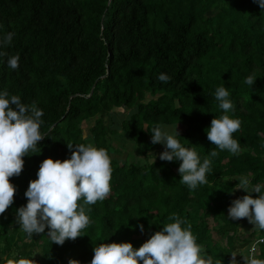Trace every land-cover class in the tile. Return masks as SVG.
Returning a JSON list of instances; mask_svg holds the SVG:
<instances>
[{
    "label": "trees",
    "instance_id": "obj_1",
    "mask_svg": "<svg viewBox=\"0 0 264 264\" xmlns=\"http://www.w3.org/2000/svg\"><path fill=\"white\" fill-rule=\"evenodd\" d=\"M8 33L14 35L4 45ZM0 53V93L35 102L43 111L44 135L36 151L23 157L21 174L10 177L16 192L0 215V253L34 259L39 236L37 264H90L100 243L139 248L176 214L191 225L213 264H230L231 253L264 233L253 229L254 238L239 245L241 219L228 218L239 177L248 176L264 192V11L254 0H0ZM17 54L13 70L7 60ZM161 73L171 78L168 83L158 79ZM249 75L257 78L252 88L244 83ZM219 86L234 105L227 114L241 121L233 133L240 153L216 149L208 182L190 190L180 182V161H161L155 151L164 146L151 144V133L143 129L183 125L177 126L178 139L202 162L215 148L205 130L225 114L214 97ZM117 117L119 130L112 127ZM91 118L95 123L85 137L83 122ZM113 135L123 138L121 145H113ZM67 143L108 152L110 195L85 206L91 224L84 236L61 246L45 229L25 241L28 235L15 222L27 204L24 193L44 159L71 157L74 148ZM126 148L141 158H120ZM256 258L264 260V243Z\"/></svg>",
    "mask_w": 264,
    "mask_h": 264
},
{
    "label": "clouds",
    "instance_id": "obj_2",
    "mask_svg": "<svg viewBox=\"0 0 264 264\" xmlns=\"http://www.w3.org/2000/svg\"><path fill=\"white\" fill-rule=\"evenodd\" d=\"M254 2L264 11V0ZM13 35L8 33L2 43L10 44ZM19 58L18 54L10 56L8 66L17 69ZM158 79L168 83L171 78L161 73ZM256 79L254 75H249L244 83L252 88ZM229 96L224 86L216 88L215 100L225 114L219 118L214 117L210 127L205 130L207 139L215 148L210 150L202 162L194 148L185 147L178 139V124L171 129L161 124L143 129L151 133V144L164 146V151L159 154L161 161H180V182L190 190L208 182L207 174L212 171L211 157L218 155L216 149L227 150L233 155L240 153V144L233 138V133L240 129L241 121L227 114L234 107ZM42 116L43 111L35 102L26 105L17 95L9 97L7 91L0 93V215L14 203L16 188L10 182V177L21 174L23 157L29 152L34 153L38 142L44 138L40 132ZM67 147L70 150L74 148L69 159L46 158L42 161L37 178L29 182L24 193L27 204L17 210L15 221L29 237L43 234L48 229L49 239L61 246L66 240L74 241L84 236L82 231L91 224L85 206L94 205L110 195L113 171L111 158L105 149L91 143H67ZM149 156L155 163L156 157L152 154ZM238 181L235 191L242 189L247 194L232 201L228 208V218H246L254 225L253 229L264 231V192L261 191V185H253L248 176H241ZM253 193L258 196L253 198ZM168 220L172 222L163 224L162 230L152 234L139 248H134L130 242L100 243L93 249L90 264H213L212 257L205 255L202 246L196 242L187 221L176 214L170 215ZM185 224L187 227H182ZM139 227L143 231V225ZM261 236L264 233L257 234L255 239ZM261 243L264 241H257V247ZM256 244L246 251L247 254L231 253L230 264H238L235 259L237 255L242 256L244 264H264V260L255 256ZM6 264H36V261L20 257L7 259ZM68 264L80 262L70 259Z\"/></svg>",
    "mask_w": 264,
    "mask_h": 264
},
{
    "label": "rangeland",
    "instance_id": "obj_3",
    "mask_svg": "<svg viewBox=\"0 0 264 264\" xmlns=\"http://www.w3.org/2000/svg\"><path fill=\"white\" fill-rule=\"evenodd\" d=\"M118 111H123V109H120V108H117ZM128 111V110H127ZM127 111H125L127 113ZM129 112V111H128ZM123 117V116H122ZM120 117H117L116 119H114V125L112 126L113 128H116L117 130H119L121 128V119H119ZM109 121V120H108ZM95 123V118H91L89 120H86L85 122H83V128L85 129V137L88 136V130L93 126V124ZM169 129L173 128L174 126H168ZM180 129L183 128L184 126H178ZM123 141V138L119 135H113V145H121ZM129 151V149H120V153L119 156L120 158L124 159L125 157H129V161L133 160V159H140L141 158V155L140 153H138L136 150L133 152H127ZM162 151H164V147H162L161 149L159 150H156L155 152L159 155ZM238 193L235 194V197L233 200L237 199V198H240L242 197L243 195V192H242V189H239L237 190ZM232 200V201H233ZM210 221H213L212 219ZM240 224H239V229H238V232L236 233V237H235V240L237 242V244H242L244 242H248L250 239L256 237L257 234H259V231L256 233V235H254V237H252V234L251 232L253 231V228H254V225L249 223V221L244 218V219H241L240 221ZM212 225H217L216 222H212L211 223ZM214 235H215V232H214ZM32 237H29L27 236L25 238V241H30ZM36 240H37V244L38 246L35 247V252H34V260H38L40 259V257L42 256V251H41V248H40V243L42 242V239L41 237L39 236H36ZM222 242L223 244L226 246V237L222 238ZM247 247L248 246H244L242 248H240V250H237L236 253L240 254V252L243 254V253H246L247 251ZM245 250V252H244ZM238 256V255H237ZM255 256H256V251H255ZM7 259H11V258H8V256L5 254V253H0V263H3L5 262ZM236 261L238 262V264H244V260H242V256H240L239 258H235ZM37 264V262H36Z\"/></svg>",
    "mask_w": 264,
    "mask_h": 264
},
{
    "label": "built area",
    "instance_id": "obj_4",
    "mask_svg": "<svg viewBox=\"0 0 264 264\" xmlns=\"http://www.w3.org/2000/svg\"><path fill=\"white\" fill-rule=\"evenodd\" d=\"M257 241H264V236H261V237H258V238H256L248 247H247V252H248V250L251 248V246L253 245V244H256V242ZM259 244V243H258ZM258 244H256V247H257V245ZM247 254V253H246Z\"/></svg>",
    "mask_w": 264,
    "mask_h": 264
}]
</instances>
